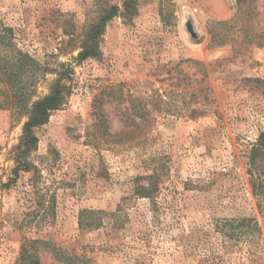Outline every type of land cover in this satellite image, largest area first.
<instances>
[{
  "label": "rangeland",
  "instance_id": "374dc122",
  "mask_svg": "<svg viewBox=\"0 0 264 264\" xmlns=\"http://www.w3.org/2000/svg\"><path fill=\"white\" fill-rule=\"evenodd\" d=\"M123 4L0 0V30L18 50L73 71L65 105L35 129L29 172L16 163L27 119L0 110V264H16L29 238L90 264H264V214L245 169L247 149L264 133V0L242 20L236 0H136L129 14ZM111 6L120 14L106 25L99 55L77 61L68 34L85 35ZM55 78L38 81L34 101ZM111 86L122 91L115 100L102 94ZM99 95L119 140L92 137ZM131 99L155 118L146 130L125 123ZM154 168L166 174L152 203L133 190ZM242 216L256 217L259 238L229 241L216 231ZM98 218L102 226L81 227ZM39 256L62 264L48 251Z\"/></svg>",
  "mask_w": 264,
  "mask_h": 264
},
{
  "label": "trees",
  "instance_id": "16d2710c",
  "mask_svg": "<svg viewBox=\"0 0 264 264\" xmlns=\"http://www.w3.org/2000/svg\"><path fill=\"white\" fill-rule=\"evenodd\" d=\"M258 0H236L237 19L242 20V16H248L254 9V4ZM124 10L126 13L135 10L136 0H124ZM249 11L247 12V10ZM99 20L96 24L88 28L86 34L81 36L77 34H68L69 39L66 46L75 50L80 49L76 58L79 62H84L90 58H96L99 55V39L105 31L106 25L120 14L118 6H111L102 9ZM132 13V12H131ZM195 13V12H194ZM197 15V14H196ZM247 26H245V29ZM7 29L0 30V110H11L12 115L17 120L27 119L23 126V135L19 146L16 148L17 172L31 171L27 160L31 152L37 148L38 138L35 135V129L48 123L51 113L61 109L68 97L72 93V88L67 86L66 81L70 79L73 72L72 68L65 64H57L53 68L47 63L41 64L34 60L28 54L18 50L12 43L13 38ZM83 39L80 47H77ZM48 74L56 75V78L50 84V93L34 101V88L40 79H45ZM122 91L117 86H111L104 89L102 94L106 98L115 100V95ZM105 97L97 96L93 106L98 114L94 126V135L97 143L109 142V139L119 140L121 135L112 136L109 133L107 121L101 111L105 103ZM128 98V97H127ZM126 98V99H127ZM130 98V97H129ZM130 107L123 114L126 125L145 129L154 123V117L148 110L147 104L142 99L130 100ZM118 144V142H116ZM98 147V146H97ZM246 175L252 197L256 201L260 214H264V133L260 134L255 143L251 144L246 152ZM166 174L165 170L154 168L148 176L139 178L135 182L133 195L147 199L152 203L161 192V183ZM92 214V213H89ZM82 228L90 229L100 227L103 219L93 220ZM80 221V222H81ZM85 223V221H84ZM221 237L229 241H251L261 236V228L256 217H238L225 221L222 227L216 226V231ZM212 239V238H211ZM42 251H48L54 258L62 264H90L85 256L77 255L74 252L56 246L51 241L44 239H25L20 247L19 257L16 264H41L39 254ZM135 264H147L142 260H137ZM245 264V262H244ZM252 264H259V261H253Z\"/></svg>",
  "mask_w": 264,
  "mask_h": 264
}]
</instances>
